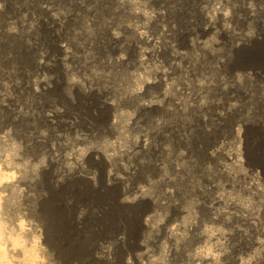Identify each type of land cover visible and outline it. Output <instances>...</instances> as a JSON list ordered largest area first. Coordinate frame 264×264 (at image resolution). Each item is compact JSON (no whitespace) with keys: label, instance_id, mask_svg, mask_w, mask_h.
Masks as SVG:
<instances>
[{"label":"rangeland","instance_id":"obj_1","mask_svg":"<svg viewBox=\"0 0 264 264\" xmlns=\"http://www.w3.org/2000/svg\"><path fill=\"white\" fill-rule=\"evenodd\" d=\"M263 50L264 0H0V264H264Z\"/></svg>","mask_w":264,"mask_h":264},{"label":"bare ground","instance_id":"obj_2","mask_svg":"<svg viewBox=\"0 0 264 264\" xmlns=\"http://www.w3.org/2000/svg\"><path fill=\"white\" fill-rule=\"evenodd\" d=\"M263 55H264V50L261 52ZM260 53V54H261ZM262 56V55H261ZM4 177V174L0 171V180ZM2 234V233H1ZM1 234H0V254L4 255L5 254V250H6V247H5V241L3 242L2 241V237H1ZM4 238V237H3Z\"/></svg>","mask_w":264,"mask_h":264},{"label":"flooded vegetation","instance_id":"obj_3","mask_svg":"<svg viewBox=\"0 0 264 264\" xmlns=\"http://www.w3.org/2000/svg\"><path fill=\"white\" fill-rule=\"evenodd\" d=\"M66 250L67 249L64 248V251H66ZM75 261H76L75 259H72L70 264H73ZM80 261L83 262V263H87V264H93L90 257L89 258H86L85 260H80Z\"/></svg>","mask_w":264,"mask_h":264}]
</instances>
